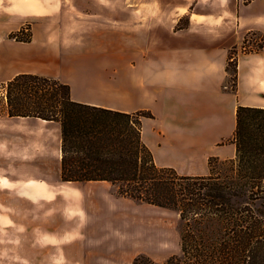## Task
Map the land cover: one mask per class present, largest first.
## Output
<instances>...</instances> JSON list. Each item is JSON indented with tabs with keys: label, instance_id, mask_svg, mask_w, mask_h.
<instances>
[{
	"label": "crops",
	"instance_id": "1",
	"mask_svg": "<svg viewBox=\"0 0 264 264\" xmlns=\"http://www.w3.org/2000/svg\"><path fill=\"white\" fill-rule=\"evenodd\" d=\"M93 19L101 25L97 32L116 37L118 46L83 49ZM24 25L29 42L8 38ZM0 33L24 51L8 62L0 83L36 74L67 84L76 102L148 111L141 139L157 167L180 175L204 176L210 158L233 159L235 145L223 141L233 136L237 107L264 108V0H0ZM250 33L261 36V49L241 50ZM234 47L233 91L227 63ZM0 120L7 125L0 130V167L10 161L7 137L21 136L15 125L53 129L59 139L53 161L45 142L43 150L28 145L14 153L44 172L53 167L54 175L36 178L32 196L22 198L33 223L0 224V263L131 264L138 255L163 262L174 252L165 208L118 196L107 181L60 180L59 123L7 113ZM33 136L49 139L38 130Z\"/></svg>",
	"mask_w": 264,
	"mask_h": 264
},
{
	"label": "trees",
	"instance_id": "2",
	"mask_svg": "<svg viewBox=\"0 0 264 264\" xmlns=\"http://www.w3.org/2000/svg\"><path fill=\"white\" fill-rule=\"evenodd\" d=\"M23 32L9 38L29 42ZM229 67L235 83L236 62ZM6 94L8 116L59 123L63 182L107 181L118 196L177 211L180 253L161 264H264V108L237 107L230 141L235 157L226 160L229 174L219 178L215 158L204 176L157 167L141 139V121L152 117L148 111L76 102L67 84L29 73L10 79ZM147 259L138 255L132 264Z\"/></svg>",
	"mask_w": 264,
	"mask_h": 264
},
{
	"label": "rangeland",
	"instance_id": "3",
	"mask_svg": "<svg viewBox=\"0 0 264 264\" xmlns=\"http://www.w3.org/2000/svg\"><path fill=\"white\" fill-rule=\"evenodd\" d=\"M241 1L243 3H247L251 0H241ZM88 22H89V26H88L89 31L86 35L84 34L83 37V49L85 51L87 52L90 51V53H96V52L101 53L99 51L103 50L106 47L114 48L115 46H118L119 40L116 37L112 36L111 34L102 35L97 32V29L101 28V25L98 23L97 20L93 19V20H89ZM180 24L181 25L185 24L184 20ZM22 28H24V32H23L24 34L21 36L24 37L26 35H29V32H27L26 30L27 25H24ZM77 39L78 38L74 36L70 39V41H77ZM262 42L263 41L261 36H259L257 33H250L243 40V43H246V46L248 48H252L256 50L259 49L258 46L262 44ZM128 44L129 43L127 40L125 45V48L127 49L126 52H128ZM241 47H242L241 50L248 49V48L243 49V44H241ZM65 49H71V48L70 46L69 47L67 46V48ZM116 50L119 49L117 48ZM20 53H24V51L22 52V50H19L18 47L14 48L13 45L10 44V41L0 33V77H4L7 75L8 62L14 61ZM236 55H237V49L236 47H234L229 53V60L227 63V70L229 73V77L227 79V87L233 91L236 89V81L235 83H233L232 81V70L229 66L230 63L233 64L236 62ZM236 71H237V65H236ZM6 113H7L6 84L0 83V118H2ZM6 127L7 125H3L2 122H0V130ZM17 128H19L18 132L21 133V136L7 137V139L10 138L11 140H13V142L12 141L10 142L11 153L8 156L10 157V161L8 162V165H5L4 167H0V224L33 223V214L31 210H29V207L26 206L27 203L24 202L22 198L26 196L27 197L32 196V190H31V188L33 187L32 182L35 181L36 178L39 179L40 176H44V175H52V176L54 175L53 167H51V169H48L46 172H44L43 170L34 168L32 165L26 164L25 162L27 161L18 160V155L14 154L17 152V149L20 146L29 145L32 147L37 146V149L43 150L42 146H43V142H45L48 145V147L50 145V149H49L50 151L48 150L47 154L52 159V161L56 158V154L59 149V139L58 137L55 136V132L53 131V129H44L43 127H39V126L28 129V127L25 125H18V126L15 125L14 129ZM37 130L41 132H45L48 135L49 139L39 140L35 138L33 135H35V131ZM232 138L233 136L231 137V139L223 141V144L230 143ZM22 159L26 160L27 157L23 155ZM215 159L217 161L213 163V168L216 173V177L223 178L225 175L229 174V164L226 162V160H219L218 158ZM31 161L32 160H30L29 162ZM4 163L6 164L7 162ZM115 190H117L116 186H115ZM24 193H29V194H24ZM135 201L139 203L142 202L139 200H135ZM165 211H166L165 218H167L169 221L170 224L169 232H170V236L173 238V244H174V246L169 249L171 251H174L170 255L172 256L180 253V240L179 242H177V238L175 234L178 232L180 236L182 230V221L180 220L177 211L171 209H165ZM6 234H15V233L6 232ZM1 250L2 248L0 241V251ZM164 255L165 254L156 253L155 257L156 259H158L157 261H161L162 259H164ZM146 257L149 259V261L150 260L153 261L150 257L148 256ZM168 258H165L163 262H165ZM148 259L140 260L139 264H149L150 262H148ZM163 262L162 261L154 262V264H161ZM132 263L133 261L131 262V264Z\"/></svg>",
	"mask_w": 264,
	"mask_h": 264
},
{
	"label": "built area",
	"instance_id": "4",
	"mask_svg": "<svg viewBox=\"0 0 264 264\" xmlns=\"http://www.w3.org/2000/svg\"><path fill=\"white\" fill-rule=\"evenodd\" d=\"M247 43V42H246ZM246 43L243 44V49H246Z\"/></svg>",
	"mask_w": 264,
	"mask_h": 264
}]
</instances>
